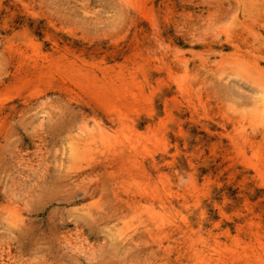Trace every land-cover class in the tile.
<instances>
[{"label":"rangeland","instance_id":"rangeland-1","mask_svg":"<svg viewBox=\"0 0 264 264\" xmlns=\"http://www.w3.org/2000/svg\"><path fill=\"white\" fill-rule=\"evenodd\" d=\"M0 264H264V0H0Z\"/></svg>","mask_w":264,"mask_h":264}]
</instances>
